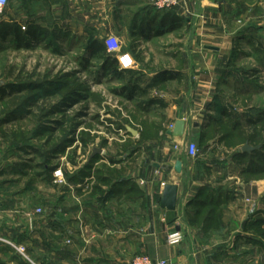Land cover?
I'll return each mask as SVG.
<instances>
[{
	"label": "crops",
	"instance_id": "obj_1",
	"mask_svg": "<svg viewBox=\"0 0 264 264\" xmlns=\"http://www.w3.org/2000/svg\"><path fill=\"white\" fill-rule=\"evenodd\" d=\"M98 7L104 9L99 16ZM7 10L9 23L21 31L19 39L10 42L15 47L33 46L27 34L32 26L49 32L48 41L57 32L83 36L86 44L91 36L103 41L105 35L114 34L121 41L122 54L133 63L122 69L115 56L120 70L134 73L124 83L110 76L101 80L118 82V89L131 78L140 79L141 90L147 89L144 96L124 97L141 118L138 123L130 119L131 124L119 129L120 152L110 150L114 133L103 134L107 145L99 146L103 153L88 176L75 183L64 181L52 200L41 199L40 207L52 208L51 212L41 218L37 234L24 237L39 244V264H132L138 256L169 264H231L233 259L241 264L242 256L244 263L264 264V238L258 245L260 238L255 235L258 216L264 218V177L246 181L229 150H214L219 149L218 140L211 141L205 152L196 142L207 132V118L214 114L210 105L220 94V80L231 59L234 44L229 26L239 25L248 15L250 33L264 34V0H182L173 10L182 19L175 30L172 11H157L149 0H14ZM173 35L181 39L178 44L172 43ZM138 48L144 49L143 55ZM177 61L184 63L181 69L172 67ZM172 71L179 74L176 80L149 87L158 74ZM147 117L148 124L140 121ZM179 120L187 122L185 138L168 134ZM130 142L135 146L125 151ZM192 144L198 147L197 158L189 154ZM99 147L91 148L73 175L91 163L89 158ZM177 162L182 163L181 173L175 171ZM100 164L106 167L101 179L96 172ZM83 181L89 185L83 187ZM167 184L179 188L173 212L160 206ZM203 188L226 192L218 225L186 229V215H194L190 206ZM4 189L0 184V234L8 230L13 239L23 224L30 233L28 218L19 207L24 199L4 195ZM178 227L186 231L185 241L170 247L167 237ZM12 254L0 245V264H13Z\"/></svg>",
	"mask_w": 264,
	"mask_h": 264
},
{
	"label": "rangeland",
	"instance_id": "obj_2",
	"mask_svg": "<svg viewBox=\"0 0 264 264\" xmlns=\"http://www.w3.org/2000/svg\"><path fill=\"white\" fill-rule=\"evenodd\" d=\"M102 10L104 9H99L98 7V16L99 13L104 12ZM248 20L249 16L247 15L245 20L240 21L239 25L233 26L230 24L229 26L231 29L230 33H232L230 40L231 42L233 41L235 54L233 56V63L230 65L228 73L220 85L224 104L242 122H244V114L250 112L253 107L256 111L263 110L264 113V46L260 52L256 51L258 43H263L264 45V34L252 35ZM2 21L9 23L8 10ZM107 35L104 36V41ZM238 37H241V39ZM179 39V37L173 35L172 43L178 44ZM249 39H253L255 45H250ZM179 49L181 48L178 47L177 50L180 51ZM138 50L141 55L144 54L143 48H138ZM226 50L228 53L230 52L228 47ZM147 51L150 52V48ZM86 54L87 44L83 40V36L79 37L76 34V37L73 38V33L69 31L59 41L51 39L46 43H34L32 47L27 48L15 47L9 40L2 41L0 38V85L2 88L15 85L16 87L28 86L30 89V84L33 83L39 85L61 83L62 87L60 91H56L57 89L50 91L47 87H44L42 91L36 89L24 90L0 101V123L9 118L8 116L13 114L14 111L18 112L15 121L0 127V184L5 188L2 194H16L19 200L24 199L19 207L23 208L22 211L25 213L23 215L28 218L26 223L27 229L30 231L28 233L24 229L25 224H23L13 239L11 235L13 236L14 234H8V230H6L7 233L0 234V245L11 249L13 252L12 256L16 258L13 264L40 263L39 244L35 246L30 240H24V237L29 236V234L35 235L39 232L38 226L41 218L47 216L52 209L41 208L40 201L42 198L52 200L59 189L57 185L59 186L62 183L54 177V172L52 176L46 175L44 168H38V166L41 164L45 165L46 158L59 149L64 141L72 138L69 133L75 122V118L77 120V115L80 112L87 111V118L81 121L78 119L79 122L84 124L79 133L81 131L89 133L94 138V141L90 142L87 137L86 148L81 139H78L79 141L73 147L67 148L65 152L55 156L52 159L53 161L49 163L50 167L59 165L58 168L62 169L64 181L67 183H71L70 179L74 174L73 169L85 162L91 148L104 144L105 136L103 134L109 136V133H114V142H112L110 150L120 152L122 144L117 138L121 134L119 129H123L130 119H134L138 123V118H141L139 113L127 103L125 98L113 92L117 89L118 82L110 80L103 82L101 77L95 81L96 74L91 76L83 70L80 60L84 56H87ZM178 60L180 59L178 58ZM90 64L91 66H95L91 68L94 72L99 69L100 62H91ZM183 64L181 61H177V64L172 62V67L174 68L175 66L177 69H181ZM160 65V67H163V64ZM241 76H245V78H241ZM88 82L91 85L92 94L89 101L76 104L66 112V117L61 112L56 113L55 108L60 104L63 97L70 95L75 90H81L83 93L86 89L83 84H87ZM172 84L175 85L176 83L173 82ZM38 94L41 97L37 103V107L30 108L29 112L24 109L18 111L28 98L32 97L36 99ZM255 114L257 117V112L254 113V111L251 113V116L255 118ZM150 120L151 118L147 117L146 120L142 119L140 121L148 124ZM55 121L67 122L63 130H59L53 135L44 134L39 138L33 135L34 131L40 128L41 124L54 126L53 123ZM129 123L131 124V122ZM229 127H222L220 133H212L208 138L203 139V142L199 140L198 136L196 137V142L199 145L202 143V148H206L211 141H219V136L228 132ZM249 132H252V130ZM17 134L19 137L16 136ZM14 142L22 147L33 146L30 149L31 152L27 154L23 151L22 155H17L19 151H17V144H14ZM246 144L243 140L238 139L230 144L233 148L224 147L220 144L219 149L216 148L214 150L220 151L226 148L230 153L234 154L242 150V147ZM134 146L130 142L125 144V148L123 149L126 151ZM35 150L37 154L34 153ZM98 168H100L101 173H106L105 165L100 164ZM97 170L96 172H98ZM81 183L83 187L89 185L88 181ZM95 183L97 182L95 181ZM196 209L195 207L194 210ZM210 210L209 207L205 208L201 216L197 218L189 215L188 220H185L184 223L186 229L195 228L196 230H201L204 226L206 227L208 224L205 221ZM218 219L219 216L216 215L215 228L218 225ZM181 231L186 234V231ZM35 240L39 242V239ZM30 249L32 252H30ZM242 261L243 257L241 256V264H248L247 261L246 263ZM229 262L237 264V261L234 259L229 260Z\"/></svg>",
	"mask_w": 264,
	"mask_h": 264
},
{
	"label": "trees",
	"instance_id": "obj_3",
	"mask_svg": "<svg viewBox=\"0 0 264 264\" xmlns=\"http://www.w3.org/2000/svg\"><path fill=\"white\" fill-rule=\"evenodd\" d=\"M182 19L175 15L172 11V30H175L181 26ZM19 31L16 28L15 24H10L6 22L0 23V38L1 40H9L10 42H13L15 37L19 36ZM27 34L31 36V39L35 43H46L48 42V34L49 32L43 31L40 29L38 26H32L29 28V31H27ZM55 37L53 40L59 41L63 39L65 36L64 32H57L55 33ZM241 39V37H238ZM19 39V37H18ZM238 39V40H239ZM88 44H87V56H84L81 58L80 62L83 67V70L87 73H89L91 76L93 74H96L97 77H95V81L100 79V77L103 76V78L110 76V78L115 79L119 81L120 83H124L127 80V76L132 75L134 72L129 71V70H120L117 60L115 59V56L112 54L108 53L107 47L105 45V41H101L98 38H94L91 36L88 39ZM237 40V39H236ZM254 43L253 39H249V44L252 45ZM23 47V46H20ZM29 47V46H28ZM27 48V47H26ZM263 50V46L261 44L258 45L256 48V51H261ZM235 54V48L232 49L231 52V59L230 62L228 63L227 70L224 72V75L222 76L220 80V85L222 84V81L225 79L226 74L228 73V69L230 68V65L233 63V56ZM95 60L94 62H100V65L98 66L99 69L94 72V70H91V68L95 66H91V60ZM94 72V73H93ZM226 73V74H225ZM232 73V72H231ZM238 75V74H236ZM179 74L177 72H161L158 74L154 79L151 80V86L149 87H155L158 84H163L164 82L172 79L176 80L178 78ZM240 76V75H239ZM241 78H245V76H241ZM140 80V79H139ZM139 80H133L132 78L128 81L127 85H123L121 88L115 89L113 92L116 95H120L121 97H125L127 99H133L134 97H138V95H145L147 92V89L141 90L139 86ZM94 83V82H93ZM91 84V83H90ZM86 89L82 93L81 90H75L70 95L63 97L61 100L60 104L55 108L56 113H62L64 117H66V112H68L69 109L74 107L76 104L83 102V101H89L91 97V85H89V82L87 84H83ZM44 87L49 88L50 91L53 89H57L56 91H60L62 89L61 83H53L52 85L47 84H42L39 85L37 83L30 84V89L31 90H43ZM28 86H15V85H9L6 88H2L0 85V101L4 100L8 97H10L12 94L21 92L24 90H30ZM36 99L30 97L23 103V105L18 109V111H21V109L26 110L29 112L33 107L38 106L39 99L41 97L40 94L37 95ZM222 93L218 94L214 102L210 105V111H214V114L208 116V125H207V132L202 134L199 138L201 142H203V139L208 138L212 133H220L222 127L224 126H230L228 128V132L222 134L219 136V144L224 145L225 147L233 148L230 144L234 143L238 139H241L244 141V143H249L253 147H258L261 146L260 150H256L252 153H243L242 150H239L232 154V159L234 160L235 163H237L241 168H242V175L243 177L246 178L247 180H250L251 178L255 177L257 179L263 178L264 177V113L263 110L259 111L253 107L250 112H247L243 116L244 122L240 121L238 117H236V114L231 112L228 106L224 104V99L222 97ZM154 102V101H153ZM254 111V113L257 112V117L255 114L254 116H251V113ZM17 113L15 112L11 115H9L7 119L2 121L0 123V127L3 125H7L9 123H12L17 119ZM88 117L87 111L85 112H80L77 115V120L75 118V122L73 123V126L71 128V131L69 135H71L72 138L69 140H66L63 142V145L57 149L56 151L53 152V154H50L48 158H46L45 165L41 164L38 166V168H44V171L46 172V175H53V172L59 167V165H54L50 167V162L53 161L52 159L59 155L60 153H63L67 150V148L73 147L77 141L81 139L82 143L86 146L87 148V139L89 141H94V138L90 136L89 133L86 132H80L79 130L83 127V123L79 122L82 119L84 120L85 118ZM79 119V120H78ZM66 120V118H64ZM67 121H55L53 124L54 126H47L46 124H41L40 128L36 129L34 131V136L36 138L42 137L44 134H50L53 135L59 130H63L64 125L66 124ZM252 130V132H249ZM19 137V135H16ZM88 137V138H87ZM87 138V139H86ZM79 139V140H78ZM14 144H17L14 142ZM202 144V143H201ZM200 144V148H202ZM107 145V142L104 141L103 146L105 147ZM31 147V148H30ZM33 146H18L17 144V155H22V153L26 152L29 154L31 152L30 149H32ZM208 149L203 148L202 150L205 152ZM24 151V152H23ZM34 153L37 154L36 150ZM22 157V156H21ZM94 159L89 165H86L81 169L79 173H76L73 175L70 179L71 183H75L79 181L80 179L83 180L86 178L93 170V164L95 163ZM244 165V166H243ZM98 178H100L101 175V170L97 172ZM101 179V178H100ZM46 180V179H45ZM80 180V181H81ZM225 193V194H224ZM223 194L226 195L225 191L221 190H211L207 188H203L199 190L198 196L196 199L193 200L191 203L192 210H193V217H199L203 213V210L207 207H209L211 210L209 212V215L207 217V220L205 221L206 224L214 226L216 223V215L221 217L222 215V206H221V198L223 197ZM227 196V195H226ZM225 196V197H226ZM195 207L197 208L196 210ZM189 217V213H188ZM187 215H186V221H187ZM219 221V219H218ZM217 221V223H218ZM195 222V221H194ZM193 223V222H192ZM256 229H255V235L260 238V240H257V244L259 245L262 243L261 239L264 238V218H261L258 216V219L256 221ZM249 223L245 225L246 230L249 229ZM259 234V235H258Z\"/></svg>",
	"mask_w": 264,
	"mask_h": 264
},
{
	"label": "built area",
	"instance_id": "obj_4",
	"mask_svg": "<svg viewBox=\"0 0 264 264\" xmlns=\"http://www.w3.org/2000/svg\"><path fill=\"white\" fill-rule=\"evenodd\" d=\"M14 0H0V23L5 17L7 9ZM182 0H149L151 6L160 12H170L176 9ZM25 30V28H23ZM105 45L108 53L118 57L122 69H129L133 66L132 60L128 55L122 54V44L115 35H107L105 38ZM189 154L192 158H197L199 155L198 147L195 144L190 145ZM54 177L59 182H64V174L62 169L58 168L54 171ZM185 241V233L174 230L167 237V243L170 247H178ZM132 264H169L166 260H154L148 256L136 257Z\"/></svg>",
	"mask_w": 264,
	"mask_h": 264
},
{
	"label": "water",
	"instance_id": "obj_5",
	"mask_svg": "<svg viewBox=\"0 0 264 264\" xmlns=\"http://www.w3.org/2000/svg\"><path fill=\"white\" fill-rule=\"evenodd\" d=\"M186 127L187 122L185 120H179L176 122L175 127L172 131H170L168 134L174 138H185L186 136ZM128 131L133 135L136 136L137 132L133 130L132 128H128ZM261 146L253 147L249 143H247L244 147H242L243 153H252L256 150H260ZM103 149L102 147L95 148L93 150L92 155L89 158V163L92 162L94 159H96L98 156L102 155ZM175 171L177 173L182 172V163L177 162L175 165ZM178 197H179V188L176 185L173 184H167L164 187L162 200L160 203V206L162 209L173 212L177 210V204H178ZM177 231H181V228L178 227Z\"/></svg>",
	"mask_w": 264,
	"mask_h": 264
}]
</instances>
